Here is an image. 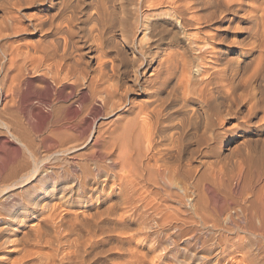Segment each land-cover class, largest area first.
<instances>
[{
    "label": "bare ground",
    "instance_id": "1",
    "mask_svg": "<svg viewBox=\"0 0 264 264\" xmlns=\"http://www.w3.org/2000/svg\"><path fill=\"white\" fill-rule=\"evenodd\" d=\"M5 2L0 128L27 154L13 158L16 181L0 198L33 180L39 187L17 204L30 215L10 222L20 264H46L42 246L60 244L63 230L74 264H104L101 238L136 221L137 230L151 223L178 232L183 251L204 250L196 264H264V0ZM239 18L250 19V36H235ZM27 32L42 36H10ZM238 137L250 146L220 156L219 144ZM69 179L60 202L40 203L56 195L40 191L49 182ZM62 205L68 219L57 213ZM189 223L215 235L193 237L182 231Z\"/></svg>",
    "mask_w": 264,
    "mask_h": 264
},
{
    "label": "rangeland",
    "instance_id": "2",
    "mask_svg": "<svg viewBox=\"0 0 264 264\" xmlns=\"http://www.w3.org/2000/svg\"><path fill=\"white\" fill-rule=\"evenodd\" d=\"M5 1L6 0H4V1L0 0L1 7H2V4L6 3ZM3 2H5V3H3ZM45 2H47V0H44V3ZM38 8H39V10H41V9L45 8V6H40ZM38 8H29V9H27L28 11L27 10L26 11L28 13L29 12L33 13V11L35 12ZM0 13H1V10H0ZM0 21H1V16H0ZM21 21L23 22L22 24L24 26H26L28 24L27 20L21 19ZM237 21L238 22L235 26L236 29L234 30L235 36H238V39H239V36H243V37L250 36V19L249 20L248 19L243 20V19L239 18ZM252 25H253V23H251V26ZM45 27L46 26H44V28ZM261 27H262V25H260V28ZM29 29H31V28H29ZM10 36H23L22 37L23 39H20V41L27 40V39H28L27 41H31V40L33 41V36H42V32H35V33L27 32L25 34L22 33L20 35H10ZM228 36H230V35H228ZM17 39H18V37H12L11 39L8 38L9 41L12 40V42H13V40H14L15 43H18V42H16ZM236 45H238V44H236ZM257 53H259V51H256L255 55H257ZM261 53L263 54V57H264V52H261ZM262 60H263L262 62L264 63V58ZM262 65H264V64H262ZM248 67L250 68V65ZM262 70H264V67L262 68ZM263 73H264V71L262 72V75L264 76ZM262 79H264V78H262ZM261 83H264V80H262ZM43 109L47 110V108H43ZM34 117H38V116H34ZM32 120H33L32 122L35 123V118H32ZM38 120L39 119L36 118L37 124H35V125L37 127L40 126L39 124L41 123V121H40L41 118L39 121ZM236 121H240V118L239 119L233 118L231 120L232 123H236ZM34 123H33V125H34ZM40 132H42V131H39V133H37V131H36L35 132L36 136L32 134L33 135L32 137H35L34 139L30 136V138H32L33 144L36 145L35 146V154H36V157H38V158L42 157L44 152H45V148H44L45 145H44V141L42 138L43 134H41ZM243 134L244 135L247 134L246 136H248V137L243 136V138L242 137H238V138H234V139L230 138L228 140L223 141L221 144H219V147H221V148L218 147V151H219L218 153L220 154V156L223 154L225 155V154H229V153L233 152L234 150H236V147L238 145H240V147H241L242 139L245 138V140H247V141L250 140V130H245L243 132ZM247 141L246 142L244 141L242 143V151H245V148L250 146V142L248 144ZM47 143H49V141H47L46 144ZM244 143H247L248 145L247 144L243 145ZM243 148H244V150H243ZM219 149H221V150H219ZM79 150L80 151L82 150L81 153H85L87 149L84 148V149H79ZM83 150H85V151H83ZM26 154H27V152L22 148V146L18 143V141H16L14 138H12L9 135V133L6 132L4 129L0 128V185H1L0 187L4 186V183L8 184V183H11L13 181H16V177L14 175H12L9 167H11V165L13 164V158L16 155H17L16 158H19V157L23 158L26 156ZM78 157L80 158L81 156L78 155L77 158ZM77 158L75 160H77ZM79 158H78V160H80L84 157H82L80 159ZM29 159H30V157H29ZM29 159H27V160H29ZM29 161H31V159ZM62 164L66 165V162L62 161ZM47 165H50V164H47ZM105 175L103 174L102 176L107 177ZM102 176L101 177L99 176L98 178H96V179H98L97 181L103 182ZM10 177H11V179H10ZM108 177H110V175ZM60 184H62V185L64 184L67 187L68 185L72 184V181L69 179L65 183L59 182V183H55V184L49 182L46 186L48 188H44V189L42 188L40 191H42L44 193L45 189H50L52 187L56 190V195H54V197L50 196L51 198L50 197L46 198V199L43 198L42 201H40V203L42 205H44L45 203L47 204V202L49 204L53 203V202H60L62 199L59 200V198H57L59 195L64 194L66 197V195H68L70 193V192H68V194L66 192L60 193V190H58V188L60 186H62ZM21 185H23V184H21ZM35 186H36V180H33L32 182H29L27 184H24L23 186L15 188L14 190H10L9 192L4 193L3 196L0 198V201L5 204L4 207L0 209L1 212H3V214L0 215V216H2V218L0 219V264H20L22 262L21 257H22V254H25V252L22 249V245L16 244L14 241H12L13 238L17 237V232H16V230L15 231L13 230V226L10 225L11 224L10 222L12 221L11 220L12 218L14 219L15 214L16 215L19 214V216L16 220L23 219L27 215H30L27 212L25 213V211H26L25 206L24 207H23V205L17 206V204L19 202H22L23 199L26 200L27 195H28V197L32 196V194L35 195L39 189V187H35ZM30 189H32L33 191ZM95 193L93 195H95ZM10 194H12V195H10ZM187 202L188 203L186 205V208L190 209V205H191V203H193V199L189 198L187 200ZM65 207L66 206H63V205L61 207H59L57 210V213L60 215H63L65 218L68 219L69 217L67 216V213H66L67 207L66 208ZM47 210H48V208L45 207V209L43 210V213L47 212ZM148 218H149V216H148ZM32 222L36 223V220L33 219V220L29 221L28 224L32 223ZM136 223H138V222L136 221ZM136 223H132V224L128 225L129 227L127 226V228H121V229L117 228L118 230L114 229L111 232L109 231V232H107L106 236H104L105 238L104 237L101 238L102 240H100L101 242L99 241L98 246L99 247H100V245H101V247L104 246L103 247L104 252H103V250H102V252L105 254V255L104 254L101 255V253H100V255H101L100 257H102L100 259L101 262L104 261L103 262L104 264H138V263L139 264H164V263H169V262H172L174 264H187V263L196 264L199 261L198 258L200 255H204V254L206 255L205 251L204 250H201V251L198 250L199 248L197 246H195V247L192 246L191 248H189L188 252L183 251V248L187 247V241L183 240V238H184L183 236L178 238L176 236L178 232H172V230H170L168 228H158V227L153 226L151 223L148 224V226L146 228H142L140 230H137V224ZM63 231L60 232V234L63 235L60 239L61 240L60 244L54 242V244L52 243V245H50V246L49 245H46V246L43 245L42 246V247H44V249L46 251L48 250L49 252H51V257L47 260L46 264H50V263L51 264H74L76 262V259L74 257V253H73V248H74L73 246L74 245L72 243V235L70 234V232L67 233L65 230H63ZM182 231H184V232L193 231L192 232L193 237L205 238L207 240H209L210 238H212L215 235L212 231H205L202 227H199V226L197 227L195 224H192V223L185 225ZM82 234L84 236L86 235V233H82ZM104 239H105V241H104ZM172 239L177 240L176 244L171 245ZM31 243H33V242H30L29 244H31ZM150 246L152 248H150ZM27 247L31 248L32 246L27 245ZM139 252H140V254H139ZM172 253H174V254L176 253V257H174V256H173L174 258L171 257ZM193 254H194V256H193ZM104 256H105V258H104ZM213 258L215 259V257H213ZM29 259L30 258L28 257L27 261ZM214 259H213V261H214ZM158 261L161 263H159ZM25 264H41V263L30 262V263H25ZM42 264H45V263H42Z\"/></svg>",
    "mask_w": 264,
    "mask_h": 264
}]
</instances>
